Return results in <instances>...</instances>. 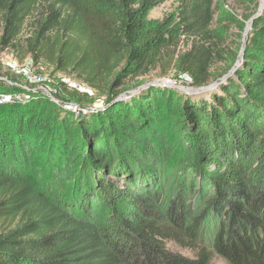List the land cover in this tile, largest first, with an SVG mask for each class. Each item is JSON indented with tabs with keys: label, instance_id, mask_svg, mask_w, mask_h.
Masks as SVG:
<instances>
[{
	"label": "trees",
	"instance_id": "obj_1",
	"mask_svg": "<svg viewBox=\"0 0 264 264\" xmlns=\"http://www.w3.org/2000/svg\"><path fill=\"white\" fill-rule=\"evenodd\" d=\"M173 1L155 21L161 0H0L2 48L107 101L77 112L0 81L17 97L0 105V264H264V9ZM254 16L243 55L224 51ZM165 64L193 87L218 85H150L114 102Z\"/></svg>",
	"mask_w": 264,
	"mask_h": 264
},
{
	"label": "rangeland",
	"instance_id": "obj_2",
	"mask_svg": "<svg viewBox=\"0 0 264 264\" xmlns=\"http://www.w3.org/2000/svg\"><path fill=\"white\" fill-rule=\"evenodd\" d=\"M224 1V0H221ZM226 5H228L230 8H235V4L233 0H225ZM264 1V0H262ZM261 3V0H260ZM176 10V4L173 0H161V3L156 7L150 15V19L155 21H162L165 17L169 16L171 13L175 12ZM236 10V9H235ZM236 13L239 16V19H241L242 11L236 10ZM248 22L246 23L245 31H240L236 28H231L229 30L228 40L222 45V49L226 51L228 54H230L233 51H239V58L241 57V50L244 46V41L246 39L245 33L246 29L248 27ZM215 28V26H214ZM251 31V30H250ZM249 31V33H250ZM248 33V36H249ZM192 39H183L181 46L178 51V55L181 53H185L188 50V45L191 44ZM222 63L218 64V66L215 68V73H221L223 70ZM176 75L179 76L180 83L171 82L176 81ZM31 76H38L43 79L40 83H35L31 80ZM146 81L148 84L153 83L156 81H163L167 82L165 84L172 83L173 86L179 87L182 90L186 92H190L186 90L187 88H196L193 87V80L189 78L188 75L185 74H176V70L173 68H170L168 64H165V66H162L158 71L152 73L151 75L144 77V78H138L133 83H136L138 81ZM0 81H2L4 84V88L11 89L9 86H19L27 91L32 92H42L46 94L48 97L53 99L54 101L58 102L59 104L63 105L64 107L72 109L73 105L75 103L71 102L66 95L61 90L64 85L67 86V88L71 89H77L81 92L88 93L93 99V103L88 104V107L91 108H101L102 105H104L106 98L99 96L97 92L90 89L86 85L82 84L81 82H78L74 77L63 74V73H56L54 69L49 68L46 64L40 63L38 65H35L32 61V59H26L23 62H19L12 54V52L9 49H4L0 46ZM215 83V82H213ZM212 83V84H213ZM135 90V89H134ZM133 91V90H130ZM206 92V91H205ZM193 93V92H190ZM197 93H204V92H197ZM125 94V93H122ZM121 94V95H122ZM126 98V97H124ZM79 112V110H77ZM168 195V189H165V196L163 200H166V197ZM165 207L164 203L156 204L155 207ZM167 248L173 252L182 254L184 256L193 258L194 255L191 251H188L186 249H183L179 247L177 244L173 242H167ZM210 264H228L225 260H223L220 257L214 256L213 260Z\"/></svg>",
	"mask_w": 264,
	"mask_h": 264
},
{
	"label": "water",
	"instance_id": "obj_3",
	"mask_svg": "<svg viewBox=\"0 0 264 264\" xmlns=\"http://www.w3.org/2000/svg\"><path fill=\"white\" fill-rule=\"evenodd\" d=\"M263 9H264V1H262L261 0V3H260V7H259V11H258V14H260L262 11H263ZM257 14V15H258ZM256 15V16H257ZM256 16H254L249 22H248V27H247V29H246V33H245V37H246V39H245V41H244V46H243V48H242V50H241V55L240 56H242L243 55V52H244V50H245V47H246V44H247V38H248V33H249V31L251 30V28H252V23H253V21H254V19H255V17ZM240 62L238 61L237 62V66H238V64H239ZM234 72V70L233 71H231L228 75H226L225 77H223L222 79H220V82L221 81H224L230 74H232ZM165 83H167V82H163V81H156V82H153V83H149V84H146V85H143V86H141V87H139V88H137V89H135V90H133V91H127V92H125V94H120L117 98H116V100L114 101V102H116V101H119V100H121V99H124V97H128V96H130V95H134L135 93H137L138 91H140V90H142V89H144V88H146V87H148V86H150V85H161V84H165ZM218 85V82H215V83H213V84H211V85H209V86H206V87H196V88H187L186 90H188V91H190V92H193V93H197V92H205V91H209V90H211L212 88H214L215 86H217ZM107 101H105V103H104V105H102V107L101 108H91V107H88L87 105H85V106H79V105H73L72 107V109H74L75 111H77V110H79V111H82V112H85V113H87V112H95V111H99V110H102V109H104L106 106H107V103H106Z\"/></svg>",
	"mask_w": 264,
	"mask_h": 264
},
{
	"label": "built area",
	"instance_id": "obj_4",
	"mask_svg": "<svg viewBox=\"0 0 264 264\" xmlns=\"http://www.w3.org/2000/svg\"><path fill=\"white\" fill-rule=\"evenodd\" d=\"M30 78L35 83H40L43 81V79H41V77H38V76H31ZM16 98L17 97L12 96V95L0 93V105L11 103Z\"/></svg>",
	"mask_w": 264,
	"mask_h": 264
}]
</instances>
